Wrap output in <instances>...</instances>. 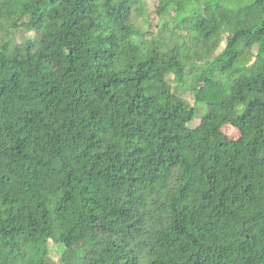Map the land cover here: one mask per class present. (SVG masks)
I'll return each instance as SVG.
<instances>
[{
	"label": "clouds",
	"instance_id": "1",
	"mask_svg": "<svg viewBox=\"0 0 264 264\" xmlns=\"http://www.w3.org/2000/svg\"><path fill=\"white\" fill-rule=\"evenodd\" d=\"M0 264H264V0H0Z\"/></svg>",
	"mask_w": 264,
	"mask_h": 264
}]
</instances>
